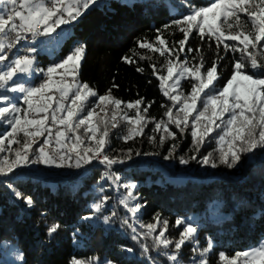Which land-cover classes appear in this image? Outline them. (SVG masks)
Segmentation results:
<instances>
[{"label": "trees", "instance_id": "trees-1", "mask_svg": "<svg viewBox=\"0 0 264 264\" xmlns=\"http://www.w3.org/2000/svg\"><path fill=\"white\" fill-rule=\"evenodd\" d=\"M213 2L215 0H136L129 5L121 0H106L102 6L95 5L81 14L72 25L61 28L71 30V36L55 54L43 53L39 67L47 68L63 60L73 48L85 46L79 81L89 84L98 96L110 94L120 99L124 106L143 101L140 109L147 122L143 125V135L127 142L123 136L129 127L124 122L117 120L118 126L109 125L104 152L124 159L111 169L94 161L74 171L73 175L64 172L60 176H40L35 171L43 167L42 164H31L37 168L35 171L17 168L7 176L0 175V264H70L73 258L86 264H91L93 258H98V264L107 260L115 264H176L169 259L173 254L184 262L193 263L197 247L203 250L209 244L210 264H224L219 259L221 253L233 258L264 242V149L244 154L236 167L229 168L219 164V145L215 138L222 133L221 129L213 131L197 151L191 135L192 123L181 131L169 123L165 115L168 108L173 109L174 115L179 109V105L173 107V102L164 95L166 89L161 87L158 78L167 74L166 56L176 63L188 60L192 64L199 63L203 57L202 72L215 61L219 74L215 81L217 88L226 85L235 61L241 58L239 52L225 51L223 43L217 49L216 39L207 30L201 37L195 28L188 35L184 50L180 51L179 42L185 35L173 21L187 15L190 8L210 6ZM239 15L250 27V18L245 13ZM158 38L164 39L166 45H159ZM141 41H149L161 50L171 49L172 54L165 52V56H161L159 51L140 48ZM226 43L235 45L237 42ZM195 83L186 75L180 81L179 91L187 95ZM94 102H98L97 97H91L88 104ZM145 108L147 112L143 113ZM105 119H109L108 116ZM161 120L168 125L169 132L176 134L175 140L162 129H155V123ZM9 130L10 126L0 123V137ZM153 136L156 142L150 140ZM161 137H165L162 144L159 143ZM44 139L41 137L33 145V151ZM173 144L176 145L174 152ZM13 148L19 149L20 145L14 144ZM129 150L132 156L126 159ZM209 153L217 161L216 168L200 162ZM193 156L196 159H192ZM181 158L189 162L182 164ZM182 172L184 178L177 182L170 180ZM105 173L119 175L121 184L137 185L136 199L131 200L129 206H143L135 216L120 203L126 190L119 186L116 191L104 178ZM17 192L30 197L34 206L28 207ZM101 197L108 199L102 211L96 213L92 206ZM157 216L169 222L166 236L173 245L167 249L155 246L153 237L146 235V227H141L155 224ZM104 217H111L110 222L105 223ZM177 218L197 227L195 239L198 241L196 247L191 241L186 242L178 253L174 244L184 225L176 227ZM52 223L60 224L61 228L54 238H49L47 229ZM159 231L158 227L155 234ZM144 245L148 246L147 253ZM4 250L22 252L24 260L11 263Z\"/></svg>", "mask_w": 264, "mask_h": 264}, {"label": "snow or ice", "instance_id": "snow-or-ice-1", "mask_svg": "<svg viewBox=\"0 0 264 264\" xmlns=\"http://www.w3.org/2000/svg\"><path fill=\"white\" fill-rule=\"evenodd\" d=\"M90 3H96V0H72V3H67L66 0H0V90H3L0 92V123L10 126V130L0 137V152L5 151V141H8L9 147L12 144L20 145V148L15 150L14 160L9 162L8 157H4L0 162V175L7 176L16 168L28 164L81 168L95 159L111 169L112 165L124 162V159L113 158L104 152L108 143L109 125L118 126L116 113L114 112L110 119H105L108 116L105 109L111 105L119 110L123 102L110 94L98 96L89 84L77 81L85 46L76 47L62 61L46 69L38 66L36 48L29 47L23 49L26 54L16 55L7 65L3 64L8 58L6 48L11 50L22 40L27 41L29 36L33 38L32 43L36 37H51L61 25L68 24L81 15V9H87ZM239 13H245L250 18V27L241 21ZM173 24L185 35V39L179 42L180 51L184 50L187 37L195 28L201 37L207 30V33L216 39L217 49L223 43L225 51L231 49L241 55L233 65L230 79L222 88L215 86V81L219 79L217 63L214 61L202 72L203 57L199 63L192 64L188 60L176 63L166 56L167 74L158 77L162 88L171 87V93H175L173 95L167 90L164 91V95L173 102V107L180 105L175 115L173 109L168 108L165 113L168 122L184 131L191 118L194 128L191 135L195 138L197 151L213 131L221 129L222 133L215 138L219 145L217 149L219 164L229 168L236 167L244 154L264 149V44L261 43L264 41V0H259L258 3L254 0H215L210 6L190 8L187 15L173 21ZM226 41L237 43L229 45ZM166 43L164 39L158 38L159 45ZM139 47L153 52L159 51L161 56H165V52L172 54L171 49L161 50L149 41L139 42ZM176 59L179 60V57ZM248 68L252 71H246ZM153 70L156 71L155 65ZM37 75L42 77L38 84L25 86V83H16L20 77H28L31 80ZM186 75L196 83L192 85L191 92L184 95L178 86ZM68 77H71L70 81ZM168 81H173L171 86ZM8 92L20 95L14 98L7 95ZM91 97H97L98 102L89 105L88 100ZM142 103L143 101L138 100L126 105L128 109H135L136 112L135 117L127 115L122 117L129 126H135L128 128V134L123 136L125 142L143 135V125L147 118L140 109ZM101 105L105 106L102 109L104 116L97 119L99 114L96 109ZM146 112L147 108L143 109V113ZM155 129H162L173 140L176 139V134L169 132L168 125L163 120L155 123ZM89 133L91 135H88ZM41 137L45 138L43 144L33 151V144ZM164 139L165 137H161L159 143L162 144ZM85 140L94 141L95 144L89 143L88 146H84ZM150 140L156 142V137H150ZM66 141H71L70 146L65 143ZM175 148L176 145L173 144V152ZM136 154L140 155L139 152ZM131 156L132 152L129 150L125 158L131 159ZM192 159L196 157L193 156ZM73 160L74 163L70 162ZM188 162L187 159H180L182 164ZM200 162L212 168L218 166L212 153ZM104 178L111 179L113 183L126 190V195L120 203L135 216L143 206L140 204L129 206V202L136 199L134 192L137 185L131 182L121 184V177L115 174L105 173ZM16 195L23 199L28 207L34 206L30 197H24L19 192ZM107 199L101 197L92 206L96 213L102 211ZM112 215L115 216V212ZM110 219L111 217H104V222L109 223ZM168 223L167 220L161 221L157 216L155 224L141 227H146V235L153 237L155 246L167 249L173 245V241L166 236ZM181 225H184L183 230L174 244L176 253L186 242L198 243L195 239L197 227L182 218H177L175 226ZM158 227L160 231L155 234ZM60 228L61 225L58 223L50 224L47 229L49 238H54ZM133 231L135 232V229ZM132 238L137 239L136 236ZM143 248L147 253L148 246L144 245ZM128 251L131 252L132 249ZM209 251L211 244L200 252L202 259L199 260V264H208L207 259L203 257H206ZM241 257L244 258L243 264H264V242L258 247L237 253L233 258L221 253L219 259L224 264H237ZM17 259L21 262L24 260L22 252L17 254ZM169 259L179 264L177 255H170ZM70 264L86 262L73 258ZM91 264H98V258H93ZM104 264H115V261L107 260Z\"/></svg>", "mask_w": 264, "mask_h": 264}, {"label": "rangeland", "instance_id": "rangeland-1", "mask_svg": "<svg viewBox=\"0 0 264 264\" xmlns=\"http://www.w3.org/2000/svg\"><path fill=\"white\" fill-rule=\"evenodd\" d=\"M104 1L105 0H96V3H95V5H99V6H102L103 4H104ZM122 2H124V3H127V4H129V5H131V4H133L136 0H121ZM94 5V6H95ZM80 17V15L75 19V20H73L72 22H70V23H68L69 25H72L73 23H75L77 20H78V18ZM54 34H57V35H55V36H53V38H52V40H51V42L49 43L50 44V46H52V50L53 51H58V50H60V48H61V46L62 45H64L65 44V42H66V40L71 36V30H62V29H58V30H56V33H54ZM17 54H14V55H12V57H10V58H7V60H5L4 62H3V64H5V65H7L8 63H9V61H11L13 58H14V56H16ZM82 61V60H81ZM39 66V65H38ZM79 70H80V67H79V69H78V73H79ZM179 71V70H178ZM177 71V72H178ZM77 77H78V75H77ZM35 78V77H34ZM34 78H32L31 80H29V78L28 77H20L18 80H16V83H25V86H29L30 84H32V85H34L33 84V81H34ZM172 83H173V81H168V84H169V86H171L172 85ZM178 88H179V86H178ZM167 91H169L170 93H171V87H169V88H167L166 89ZM3 90H0V92H2ZM7 95H11V97H18L20 94H13V93H10V92H8V93H6ZM58 95V94H57ZM90 99V98H89ZM202 99H203V97H202ZM89 101V100H88ZM56 105L54 104L53 105V107H55ZM24 107H26V106H24ZM179 107H180V105H179ZM105 108V106L104 105H101V107L100 108H97L96 109V112L99 114V116L97 117V119H99L102 115H104V112L102 111V109H104ZM198 108H199V104H198ZM106 111H107V113H108V118L110 119V117H111V115L115 112L116 113V115H117V120H120V121H122V122H124L126 125H127V127H135V126H129L128 124H127V122L126 121H124L123 119H122V117L124 116V115H127V116H129V117H135V112H136V110L135 109H128L127 107H126V105L124 106V105H121V108L119 109V110H116V109H114V107L113 106H111V105H109V106H107V108L105 109ZM85 111H87L86 109H85ZM43 115V114H42ZM193 115H195V113L193 114ZM228 117L226 116L225 117V119H227ZM96 121H94V123H95ZM189 122H191L192 123V119L190 118V121ZM128 130V129H127ZM193 130H194V128H193ZM7 132V131H6ZM81 132H83V129H81ZM128 133H126L125 132V135H127ZM71 135V134H70ZM88 135H91L90 133L88 134ZM39 139L40 138H38V141H39ZM37 141V142H38ZM65 143H67V144H69V146H70V144H71V141H66ZM89 143H91L92 145H94L95 144V142L94 141H91V142H89V141H87V140H85V145L84 146H88V144ZM35 144V143H34ZM33 144V145H34ZM13 146H14V144H12V145H10V147H9V145H8V141H5V151L4 152H0V162H2L3 161V158L4 157H8V159H9V162H11L12 160H14V158H15V155H14V153H15V149L13 148ZM97 162L98 160H93L92 162ZM101 164V163H100ZM84 165H86V164H84ZM83 165V166H84ZM42 166L43 167H41V168H39V169H37V168H35L33 165H31V164H28V165H25V166H21V167H18V168H28V169H31L32 168V170H34L35 171V169H37V171H35L38 175H40V176H52V175H54V176H60V175H62V174H64V172H66L67 171V168H55V167H49V166H47V165H45V164H42ZM82 166V167H83ZM17 169V168H16ZM80 168H76L75 169V171H78ZM84 168H82L81 170H83ZM185 177V173L184 172H182V173H180L179 174V177H177V178H170V180H173V181H175V182H177L178 181V179H180V178H184ZM109 180V182L112 184V186L115 188V190L116 191H118V187H119V184H117V183H113V181L111 180V179H108ZM196 245L197 244H195V247H196ZM202 250H200L199 249V246L197 247V249L195 250V255H194V257H198V256H200V252H201ZM3 253L6 255V258L11 262V263H21V261H19L18 259H17V254L19 253V251H17V250H4L3 251ZM206 257H208V254L206 255ZM204 258V257H203ZM178 261H179V264H193L192 262H184L180 257H178ZM243 261H244V258L243 257H241L240 259H238L237 260V264H243Z\"/></svg>", "mask_w": 264, "mask_h": 264}, {"label": "built area", "instance_id": "built-area-1", "mask_svg": "<svg viewBox=\"0 0 264 264\" xmlns=\"http://www.w3.org/2000/svg\"><path fill=\"white\" fill-rule=\"evenodd\" d=\"M66 2H67V0H66ZM94 5H95V3H90V4H89V7H88L87 9H81V14H83L84 12H86L88 9L94 7ZM67 25H68V24L61 25L59 28H57V30H58V29H61V28H63V27H65V26H67ZM32 39H33V38H32L31 36H29L27 41L22 40L18 45H16V47L12 48L11 50H9V49L6 48V49H5V53L7 54V57L10 58V57H12V55H14V54H17V55H23V54H26V53H24V51H23V49H24L25 47L36 48L37 51H36L35 55H36L37 63H38V65H39V62H40V56H41L43 53H47V52H48L49 54H55V53L57 52V51H53V50L50 49V48H49V49H50L51 51H47V52L45 51V45L47 44L48 37H45V36L36 37L34 43L31 42ZM79 46H81V45H79ZM18 49H19V51H18ZM73 49H75V48H73ZM73 49H72V50H73ZM48 53H47V54H48ZM60 61H62V60H60ZM60 61L53 62V63H51L50 65H53V64L58 63V62H60ZM50 65H49V66H50ZM45 69H46V68H45ZM41 79H42L41 76H39V75L35 76L34 81H33V84H34V85H35V84H38V83L41 81ZM68 80L70 81V80H71V77H68ZM77 81L80 82L78 78H77ZM41 115H42V114H41ZM126 133H128L127 130H126ZM53 147H55V140H53ZM70 162L74 163V160H73V161H70ZM97 164H98V165L105 166V165H103V164H100L99 161H97ZM75 169H76V167L67 168L66 174H67V175H73ZM100 189H101V188L98 187V190H99V191H100ZM204 258H206L207 261H208V264H210V258H209V257H204ZM200 259H202V257H194V258H193V264H199V260H200Z\"/></svg>", "mask_w": 264, "mask_h": 264}, {"label": "crops", "instance_id": "crops-1", "mask_svg": "<svg viewBox=\"0 0 264 264\" xmlns=\"http://www.w3.org/2000/svg\"><path fill=\"white\" fill-rule=\"evenodd\" d=\"M106 1V0H105ZM104 1V2H105ZM67 3H72V0H67ZM69 25V24H68ZM55 35H57V34H52V36L51 37H48V40H47V44L45 45V51L47 52V51H51L50 49H52V46H50V42H51V40H52V38H53V36H55ZM50 48V49H49ZM48 53V52H47ZM49 54V53H48ZM82 62V61H81ZM81 64V63H80Z\"/></svg>", "mask_w": 264, "mask_h": 264}]
</instances>
